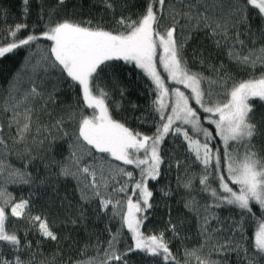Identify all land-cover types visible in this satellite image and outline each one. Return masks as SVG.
Instances as JSON below:
<instances>
[{
  "label": "snow or ice",
  "instance_id": "6c2138e0",
  "mask_svg": "<svg viewBox=\"0 0 264 264\" xmlns=\"http://www.w3.org/2000/svg\"><path fill=\"white\" fill-rule=\"evenodd\" d=\"M22 3L26 20L30 0ZM37 3L36 23L0 30L5 33L0 36V59L24 51L19 67L0 84V264H34L23 258L26 252L35 255L30 232L40 238L36 249L43 241H59L47 216L33 214L31 197L17 200L7 190L8 183L33 184L28 167L37 160L47 173L41 184L74 182L81 220L83 205L96 200L98 214L120 224L115 233L106 226L110 235L102 254L98 245L94 257H83L85 246L83 258L69 256L60 264H130L125 257L133 252L152 258L149 264H190L191 258L197 264H230L233 254L237 264H264V157L254 143V138L264 137V125L255 121L252 103H264V44L255 47L257 37L264 40V0H144L139 12L119 15L117 7L130 12L127 0L120 4L100 0L111 14V27L102 19L58 16V10L67 7L66 0H56L48 8L42 0ZM250 8L262 21L256 31ZM199 31H205L217 48H226L229 61L246 78H238L223 62L213 65L196 49L193 63H207L212 74L193 70L186 49ZM121 63L150 82L145 84L152 96L147 115L135 119L151 123V134L128 126L121 111L127 96L117 82ZM60 82L73 94V102L54 117L50 106L58 103ZM113 91L119 98H113ZM129 106L138 108L134 102ZM44 115L47 123L41 120ZM166 139L178 142L183 155L175 149L162 155ZM58 150L64 153L60 159ZM10 157L23 167L12 165ZM162 165L183 167L177 188L183 189V207L196 217L202 238L196 247L184 248L183 261L171 244L172 239H187L178 231L184 221L178 218L173 223L170 207L165 230L145 228L154 206L149 181L160 179ZM192 166L199 171H189ZM160 192L163 197L174 194L170 186ZM217 209L233 214L227 236L222 226L212 227L213 221L219 223ZM10 217L26 222L23 238L15 223H9ZM70 223L75 225L76 220ZM250 223L255 229L249 244ZM124 229L132 243L120 249ZM55 259L53 255L52 262Z\"/></svg>",
  "mask_w": 264,
  "mask_h": 264
},
{
  "label": "trees",
  "instance_id": "16d2710c",
  "mask_svg": "<svg viewBox=\"0 0 264 264\" xmlns=\"http://www.w3.org/2000/svg\"><path fill=\"white\" fill-rule=\"evenodd\" d=\"M121 2H123V0H116L117 4ZM143 2L144 0H127L130 12L128 11V7L125 9L117 7V15H119L121 11H125L126 14L139 12L142 10ZM42 3L45 5V8H48L55 5L56 0H42ZM66 4V8L58 10V16L74 15L80 19H102L106 26H112L111 14L105 11L100 0H66ZM23 7L22 0H0V30L14 26L16 23L26 22L29 25L36 23L39 12L37 0H30L29 13L26 20L23 14ZM255 11L256 10H252L251 8L249 10V19L253 31L260 28L262 24L260 18L254 15ZM133 19H135V15H133ZM241 31H244L243 26L241 27ZM4 34L3 31H0V36ZM19 35L23 36L25 32H21ZM241 38L246 40L248 47H253L248 37L242 36ZM262 44H264V40L257 37L255 47H259ZM193 49L197 50V54L202 52L207 58V61H210L213 65H219L223 62L238 78H246L247 74L239 71L236 66L229 61L226 48H217L211 37H209L205 31H199L193 34V38L187 45L186 56L193 70L203 71L206 76H210L212 73L211 69L207 67V63L205 65L193 63ZM23 56L24 51L17 50V54H10L0 59V84L4 83L12 76L13 72L19 67ZM120 69V72L117 73V82L127 90L126 100L121 111L128 118V126L146 134H151L154 131V127L151 123L140 124L135 119V116L141 113L147 115L145 109H147L151 103L152 96L148 88L145 87V84L150 82L138 71H133L130 66L121 63ZM256 72H260L259 67L256 69ZM60 87L62 90L57 93V105L54 108L50 106V110H52V115L54 117L62 112L66 104L73 102V94L63 88V82H60ZM112 95L113 98H119V93L117 91H113ZM130 102L136 103L138 108L135 110L131 109L129 106ZM252 103L255 105V121L258 125H264V103H261L259 100L252 101ZM41 120L47 123L49 117L44 115L41 117ZM254 143L256 145L257 154L264 157V137L254 138ZM172 149H175L178 155H183L182 150L178 146V142L173 143L168 139H166L162 145L161 154L164 155L168 150ZM37 152H39L38 147ZM63 154L61 150H58L56 153L57 158H62ZM242 154L243 150L241 149V155ZM10 160L15 167L19 168V165L21 166L20 161L15 157H10ZM28 168V171L31 172L32 176L35 178V182L32 184L33 188L25 192L23 196L25 198L31 197L30 206L33 214L47 216L50 225L53 226L58 235L59 241H43L40 244V248L36 249V241L40 238L34 232H30L28 234V239L33 241L35 255L30 256V254L26 252L23 254V258H31L34 264H41V262H43V264H60L61 261L66 260L69 256H71L73 260L83 257H94L97 253L98 245L100 253L102 254L104 248L107 247V241L110 235L106 226H110L111 231L115 233L120 228L118 219L110 220L107 215L98 214V201L93 200L91 203L83 205L84 219L81 220L79 218L81 201L72 180H61L54 185L41 184L40 181L47 174L44 164L37 160L29 165ZM129 168L132 169L131 167ZM57 170L58 169H56V171ZM136 171L138 172V170ZM189 171L198 172L199 168L192 166ZM161 173L159 180L155 182L149 181V188L154 192L152 197L154 206L149 210V219L146 222L145 228L153 232L165 230L169 219L168 209L170 207L172 222L177 223L178 218L184 221L183 227L178 224V230L180 231L181 229L183 233L182 235L180 231L181 235L186 236L189 240L179 241L178 239H172V250L177 254V258L183 261L184 248L196 247L198 243L201 242L202 238L197 231L198 226L196 217L183 207V189L177 188V176H184L185 174L183 167L177 170L175 167L167 169L162 165ZM166 186H170L173 190L174 194L170 197H163L160 192V188H165ZM196 187H199L198 180L196 181ZM201 202H203V200H201ZM254 211L257 212L258 216L260 215L258 206L254 205ZM217 212L220 218L219 223L213 221L212 227L222 226L223 235L227 236L229 234V227L232 223L229 217L233 214L229 212L228 209H217ZM71 220H76V224H71ZM9 223H15L16 227L20 229V235L23 238L24 228L27 226L26 222L22 219L10 217ZM254 229V224L250 223L246 232L249 244L251 243V236L254 233ZM165 236L169 239L172 238L171 233L168 231H165ZM131 243V235L124 229L119 237L118 247L123 249ZM85 246L87 247L82 257L81 251L85 249ZM207 251L208 250L205 249V252ZM53 255L56 256L54 262H52ZM125 259H128L130 264H149L152 258L145 257L142 253L133 252L125 257ZM114 264H116V262H114ZM190 264H194L193 258H191ZM230 264H237V258L234 254L230 257Z\"/></svg>",
  "mask_w": 264,
  "mask_h": 264
},
{
  "label": "rangeland",
  "instance_id": "374dc122",
  "mask_svg": "<svg viewBox=\"0 0 264 264\" xmlns=\"http://www.w3.org/2000/svg\"><path fill=\"white\" fill-rule=\"evenodd\" d=\"M181 88H182V90H183V87L182 86H180ZM11 161V160H10ZM21 163V162H20ZM19 163V164H20ZM116 163H119V162H116ZM23 167V165L21 164V166L19 165V168H22ZM128 168L129 167H131L132 168V166H127ZM130 169V168H129ZM28 170H29V168H28ZM131 170V169H130ZM53 171H56V168H53ZM33 188V185L32 184H29V185H25V184H11V183H8L7 184V190L10 192V193H12V195L13 196H15L16 198H17V200L20 198V197H24L23 196V194L25 193V192H27L29 189H32ZM25 198V197H24ZM183 227V226H182ZM179 231V230H178ZM180 231H181V229H180ZM181 233H182V231H181ZM182 235H183V233H182ZM185 240H187V241H189L188 240V238L187 239H185ZM192 240V239H191ZM190 240V241H191ZM179 241H181V240H179ZM193 260H194V264H197V261L195 260V258H193Z\"/></svg>",
  "mask_w": 264,
  "mask_h": 264
}]
</instances>
